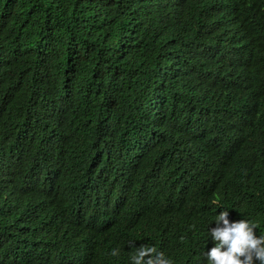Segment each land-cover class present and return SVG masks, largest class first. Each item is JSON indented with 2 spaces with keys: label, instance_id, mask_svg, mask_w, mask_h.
<instances>
[{
  "label": "trees",
  "instance_id": "obj_1",
  "mask_svg": "<svg viewBox=\"0 0 264 264\" xmlns=\"http://www.w3.org/2000/svg\"><path fill=\"white\" fill-rule=\"evenodd\" d=\"M225 210L264 234V0H0V264H207Z\"/></svg>",
  "mask_w": 264,
  "mask_h": 264
},
{
  "label": "clouds",
  "instance_id": "obj_2",
  "mask_svg": "<svg viewBox=\"0 0 264 264\" xmlns=\"http://www.w3.org/2000/svg\"><path fill=\"white\" fill-rule=\"evenodd\" d=\"M228 217L226 210L215 217L217 227L210 231L214 247L204 253L207 264H264V234L257 235L253 221L230 222ZM134 245L129 244L135 248L130 256L131 264H174L154 246L136 248ZM110 255L119 256V251L113 249Z\"/></svg>",
  "mask_w": 264,
  "mask_h": 264
}]
</instances>
